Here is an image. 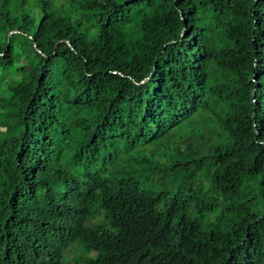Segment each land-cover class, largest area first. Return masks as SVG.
Returning <instances> with one entry per match:
<instances>
[{
    "label": "trees",
    "instance_id": "16d2710c",
    "mask_svg": "<svg viewBox=\"0 0 264 264\" xmlns=\"http://www.w3.org/2000/svg\"><path fill=\"white\" fill-rule=\"evenodd\" d=\"M0 264H264V0H0Z\"/></svg>",
    "mask_w": 264,
    "mask_h": 264
},
{
    "label": "rangeland",
    "instance_id": "374dc122",
    "mask_svg": "<svg viewBox=\"0 0 264 264\" xmlns=\"http://www.w3.org/2000/svg\"><path fill=\"white\" fill-rule=\"evenodd\" d=\"M76 245H77V244H73L72 247H74V246H76ZM72 247H71V248H72ZM91 255H92V254H91ZM69 256L72 257V255H69ZM64 259H65V257H64ZM66 259H67V258H66ZM66 259H65V260H66Z\"/></svg>",
    "mask_w": 264,
    "mask_h": 264
}]
</instances>
